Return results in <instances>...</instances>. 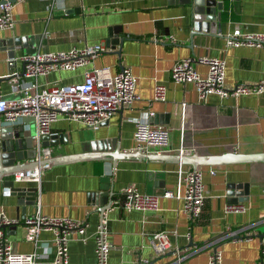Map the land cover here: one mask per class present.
I'll list each match as a JSON object with an SVG mask.
<instances>
[{
	"label": "crops",
	"instance_id": "obj_1",
	"mask_svg": "<svg viewBox=\"0 0 264 264\" xmlns=\"http://www.w3.org/2000/svg\"><path fill=\"white\" fill-rule=\"evenodd\" d=\"M217 34L192 36L190 9L167 0H15L11 14L13 26L0 30V42L24 38L25 46H15L13 59L0 47V78L21 72V57L36 52L67 51L84 45L101 44L104 50L85 68H105L114 74L128 67L135 77L138 95L131 106L118 109L93 130L62 117L50 126V156L90 152L91 145L133 151L132 133L136 120L169 129V155L214 156L225 152L264 153V90L256 94H209L197 96L190 83L170 79L169 70L182 58H223L224 85L264 82V48L224 46V38L234 29L242 33H264L263 0H217ZM117 30V31H116ZM116 32V34H115ZM123 37L116 55L106 40ZM114 39V38H113ZM116 40V39H114ZM18 47V48H17ZM118 48L116 44L114 50ZM13 62V66H11ZM51 72L38 76V87L80 82L85 69ZM203 76L206 67L194 63ZM29 81V80H28ZM33 81V80H32ZM155 84L165 86L163 101L152 99ZM7 80H0V98L15 99ZM1 120V118H0ZM23 136L35 139L32 117H22L15 127ZM34 141V140H33ZM180 150V151H179ZM187 164L156 162L137 158L87 159L51 164L44 169L35 193V203L17 204V197L5 191L11 176L0 177V214L17 223L2 228L11 249L18 253L41 250L24 239L19 220L38 206L41 214L83 220L82 238L72 234L67 243L68 264H96L93 235L105 192H112V207L107 212L111 249L107 264H206L212 246L228 230L236 238L224 239L215 246L221 264H257L264 250V163L197 165L202 170L205 200L201 216L190 220L181 209L183 184L181 171ZM213 171L211 174L209 171ZM248 183L247 195L232 201L227 184ZM31 187L32 184L14 183ZM127 185L156 196V208L125 211L120 208L121 189ZM167 195H163L164 193ZM96 194H102L98 199ZM230 205L243 206L234 212ZM166 231L171 248L157 254L149 234ZM40 241L53 248L52 233L43 230ZM200 247L199 249H194ZM187 249L176 262L175 250ZM51 254L36 264H49Z\"/></svg>",
	"mask_w": 264,
	"mask_h": 264
},
{
	"label": "built area",
	"instance_id": "obj_2",
	"mask_svg": "<svg viewBox=\"0 0 264 264\" xmlns=\"http://www.w3.org/2000/svg\"><path fill=\"white\" fill-rule=\"evenodd\" d=\"M12 4L10 0H0V30L10 29L13 26ZM243 45L264 48V33H242L239 29H234L224 38L226 48ZM103 50L101 44H94L84 45L79 49L71 48L67 51H40L35 54H26L21 57L22 74L12 72L7 75L8 84L13 91L18 92L19 96L10 100L0 98V118L1 121L10 125H16L25 116L33 118L37 142L35 160H45L51 157L49 148L40 147L38 139L40 136L50 135L51 124L60 117L79 122L83 126L95 130L118 109L129 107L138 99L135 91V77L128 67H122L114 74H109L105 68H85ZM195 62L206 67L203 76L195 71ZM82 67L85 69L80 82L43 87H38L35 83L38 76H46L51 72L72 71ZM169 76L175 83L192 84L200 99H204L209 94L223 97L229 94H256L264 90L262 81L250 85L237 84L227 89L224 85L223 58H182L173 63L169 70ZM165 89L163 84H155L152 89V99L163 101ZM169 136V129L164 125H152L146 120H136L132 133L133 151L144 154H168ZM48 166L43 164L32 169L17 171L11 175V181L13 184H32L31 188L34 189L35 194L39 190L41 175ZM209 172L213 173L211 170ZM179 180L183 184V193L180 197L181 209L191 221L198 219L201 216L205 200L202 170L196 167L187 168L181 171ZM4 189L5 191L9 190L7 187ZM120 194L119 206L125 211L156 208L154 194L142 193L132 185L123 187ZM167 194L166 192L163 195ZM111 207L112 201L109 207L99 214L95 227L93 240L96 264H107V256L111 249V244L107 240L109 232L107 212ZM228 208L234 212L243 210L241 205H230ZM19 221L24 228V239L32 242L41 252L18 253L12 251L10 243L3 235L2 225L17 223L18 219H8L0 214V264H36L38 260L47 257L48 254H51L49 264H68L67 243L72 234H77L82 238L85 227L83 220L43 215L38 206L32 213L23 216ZM43 230L52 233V250L47 243L38 238L39 233ZM149 236L155 253H164L171 248L166 231L153 232ZM236 236V231L228 230L218 240L208 242L207 244L211 245L212 249L208 253L206 264H221L220 251L215 245L221 240L236 238ZM199 248L195 247L194 249ZM187 252V249L175 250L176 262L183 258ZM257 264H264V250L260 251Z\"/></svg>",
	"mask_w": 264,
	"mask_h": 264
},
{
	"label": "water",
	"instance_id": "obj_3",
	"mask_svg": "<svg viewBox=\"0 0 264 264\" xmlns=\"http://www.w3.org/2000/svg\"><path fill=\"white\" fill-rule=\"evenodd\" d=\"M15 0H10L14 2ZM168 3L177 2L180 4H185L190 9L191 15V33L192 36H203V35H215L218 30V20H217V0H167ZM117 31V30H116ZM116 34V32H115ZM108 38L106 40V46L111 45L110 48L113 52L118 55L120 52V45L123 41V37ZM24 38H15V39H5L0 42L1 49L9 50L8 56L10 59H13V50L15 46L21 45L25 46ZM118 45V48L114 50L115 45ZM18 48V47H17ZM11 62V66H13ZM23 66V62L21 67ZM23 67L21 68L22 74ZM8 76L0 78V80H7ZM16 125L6 124L0 120V177L2 176H11L17 171L32 169L34 167L41 166L43 164L51 165L57 163H65L79 160L87 159H100V160H109L112 163H115V160L118 158H137L147 161H156V162H174L187 164L192 168L197 165H219V164H230V163H251V162H262L264 163V153H251V154H241L234 152H225L219 155L214 156H198L196 154L192 155H177V154H144L139 151H130L123 152L118 148L113 147L111 142H105L102 147H95L91 145L90 152H83L78 154H68V155H58L51 156L45 160H35L36 157V139H33L32 136H23L22 127ZM50 135H43L39 137L38 145L40 147H48L52 145L49 138ZM34 140V141H33ZM111 146H108V145ZM15 196L17 197V204H28L35 202L34 189L31 187L25 186H16L13 185V182L10 180L6 182L5 185ZM248 183H230L227 184V195L231 198L232 201H241L243 196L247 195ZM112 192H105L103 194V204L99 208V213L103 212L110 205V198ZM102 194H96V198L101 197ZM8 225H2V228ZM10 226V225H9Z\"/></svg>",
	"mask_w": 264,
	"mask_h": 264
}]
</instances>
